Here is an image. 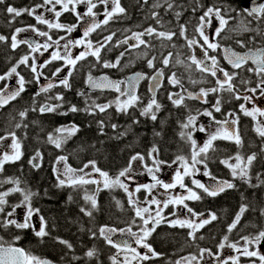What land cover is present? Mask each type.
<instances>
[{
  "label": "flooded vegetation",
  "instance_id": "af4514ba",
  "mask_svg": "<svg viewBox=\"0 0 264 264\" xmlns=\"http://www.w3.org/2000/svg\"><path fill=\"white\" fill-rule=\"evenodd\" d=\"M190 0H169L174 4L173 9H167L166 0H148L145 4L144 0H120V4L125 8L124 14H118L113 20H111L107 25L101 24V27L92 32L88 37L89 40L93 42V47L97 43H102L105 46L101 49L100 62H97V59L91 55L87 56L84 60H80L75 65V68L71 66H65L63 60L52 61L43 69H38L42 72L43 75L37 79L34 78V74L31 72L29 67L20 65L17 68V72L22 75L25 80L28 82L25 84V91L21 93L19 97L15 100L9 102L3 108H0V111L5 112V116L8 120L9 127L1 133L0 136L6 135L8 132H15L18 139L23 142L22 136L24 135V127L22 122L17 120L16 117L21 111L31 112L40 114H52V116L61 119V122H58L50 127L49 133L54 137H61L62 135L56 130L59 128H70L72 125L78 126L79 122L83 120L86 121L85 124L91 126L96 124L100 132L104 131V127L108 124L110 125L107 130V134L110 132H115L116 129L123 131L126 130L127 136L123 137L132 139L135 138V134L138 132H144L154 134L153 138L147 140V138H142L136 142L146 143L144 146L139 147H128L127 153L124 154V161L121 164L114 163L105 167L100 163V156L97 154H91L90 152L79 150L78 145L79 141L77 139L76 132L74 135L68 137L63 143L61 148H56L54 144L46 139L47 151L42 150V161L41 167L39 169L32 168L29 164V160L35 155V151L31 154L22 155L21 159L15 162L6 163L4 165V171L0 172V181H4L8 178L19 179L20 188L25 190H30L35 193L31 198V204L33 208L40 210L38 215L33 216L32 223L36 230L39 229L40 219L42 215L47 222V230L49 235L43 238L36 237L32 228L29 229H16L15 227H9L7 229L0 228V238L7 244H12L14 247L23 248L26 252H29L31 255L38 257L39 259L49 261L50 264H111L110 257L116 254V249L108 245L105 240L99 234V228L101 226H110L116 227L118 229H127L132 228L133 232L140 234L143 223L139 217L135 216V210L132 205L128 203V195L123 191V189L113 187L106 189L103 187L102 179L98 173L93 172L91 167L84 169L85 172L91 173L92 179L101 181L99 184H87V185H78V186H69L65 185L63 187L58 186L57 174L53 172V167L56 166L59 169L61 174L64 173V164L61 162L59 165L56 164V159L59 156L67 157V164L74 170H79L84 168V165L89 161H96V165L102 171H105L109 174L110 177H116L118 173L128 166L130 158L140 153L145 156V161L136 160L133 162L132 170L128 173L132 177L131 180L124 179L121 177V180L124 183L128 184L130 190L135 189L137 185L141 184H153L151 176L145 168V164L149 167H152V160L148 158V153L153 146H156L159 150L158 159L167 161L171 165L169 167L167 164L162 166V171L156 173V175L163 180L164 182H172L175 171L180 167V163H172L177 156H184L186 159H191V144L187 141L186 138H181L180 132V123L186 120V117L189 113V110L192 111V114H196V110H203L205 108L211 109L212 105L215 103L217 97L219 96L222 99L221 112L215 113L214 116L217 120H224L226 115L229 112H234L236 116L239 117L238 124L235 126L242 139V146H237L233 141L217 139L214 141L213 149L208 152V171L211 173V176H204V166L197 165L199 169L193 176H188L184 178V183L187 188H191L196 191L202 198L200 200H187L185 203L188 207H191L196 213H203V217H192L187 213V209L182 205H169L168 208H164L162 215L166 218L165 222H162L156 226V230L148 238V242L154 248V250L159 253V255L149 261H144L142 264H176L177 261H181V264H187V261L183 258L190 257L195 254L199 256V249L207 248L211 249L213 253L219 252L223 258L229 256H236L238 253L233 251L229 247L224 249H218L219 243L223 240L224 236H228V243L238 242L239 246H243L242 236H255L259 231L264 230V215H261V210L264 209V184H261L257 179V174L260 175V179L263 180L264 174V138H261L255 131V126L257 121H254L251 117L245 116L239 110V105L245 103L243 100H236L228 92L223 93H213L207 97L208 103H202L199 100L186 99L185 104L187 107H175L168 99V94L180 92L185 94L179 86H173L168 83L167 77L172 73L181 79L183 88L187 89L188 92L198 93L201 88H211L215 87V78L210 75L200 73V72H176L168 71L167 68L161 62L162 56H167L169 52L173 53L172 63L176 60V55L179 54L180 59L185 60L187 63V58L192 54L186 46V41L184 38L179 36V25L185 24L187 26V36L189 38L199 37L195 34V26L198 24V18L203 13V9L200 8L197 11L193 12V7H196V1L190 7L188 2ZM201 4L208 6L213 3L218 5H223L225 8L235 9L231 13L232 16L236 19L231 20L228 26V29L225 32L221 33V38L219 43L221 46L230 47L236 52L244 53L247 51V48H241L236 41L242 40L248 44V48L264 46V37L258 35L255 31L249 32H235L232 31L239 22L241 21L240 16L237 15L247 4L249 0H202ZM43 0H4V4H0V35L6 37L5 41H0V75L6 74L14 65L17 64L19 59L25 54H29L30 57H34L37 64H42L44 61L49 60L51 53L53 51H60L61 55H67L63 45L66 43V40H60V47L57 48L55 45L49 48L47 51H44L42 48L39 52L31 53L28 44H20L15 50L11 47V36L15 32L16 28H26L28 25H35L41 31H47L53 37L54 40L58 39L61 36H65L68 40H76L83 36V31L88 24L83 22L80 23L77 30L73 31L71 34H67L65 31L48 29L47 25L37 24L34 16H28L23 14L21 17H17L15 21H12L11 16L6 12L7 6H13L18 9L21 8H31L37 4H42ZM159 4L160 7H153V5ZM185 5V8H184ZM45 6L38 8L36 14H43L45 18L50 21L55 22V17L52 13L47 12ZM111 9L112 4L109 2L107 5ZM105 6L98 4L97 8L94 11L97 13L96 20L102 21L104 16ZM59 10V6H57ZM77 10L81 13L86 11L85 5H78ZM158 13L157 18H153L152 13ZM181 12L179 20H177L175 13ZM159 19L162 23H157ZM238 19V20H237ZM251 19V18H249ZM11 21V22H10ZM59 22L71 25L77 24L76 16L72 12H65L59 18ZM255 24H251L252 28H256V21H252ZM218 25V21H213V29ZM153 27L157 31H174L177 33L173 37L172 41H166L156 38L153 36H144V39L150 47H145L140 45L139 47H130V45L135 44L136 41L130 39L133 33L143 32L146 28ZM259 27L264 30V24L259 25ZM208 31H211L209 29ZM113 35L111 41H105V37ZM230 37V38H225ZM128 38V43L123 44L121 41ZM18 40H27L29 42H37L43 44L49 42L45 37H40L33 33L31 30L24 31L18 35ZM202 43V41H200ZM50 43V42H49ZM175 45V46H173ZM196 52L198 48H195ZM85 51L83 45L71 47L70 54L74 58L76 55H79L80 52ZM201 53V51L199 50ZM41 53H43L41 55ZM121 53H124L121 56ZM202 54V53H201ZM181 57V56H184ZM210 55H216L220 66L224 67L226 70L233 71L231 66L223 60L220 50L213 53L210 52ZM153 56L156 57L155 68L163 69L164 76L161 78L160 83L161 87L155 91V97L157 101L161 104V109L157 113V120L152 121L150 116H142V109L149 103L150 99L153 96L151 92V77L155 75L154 69H150L147 66V60L151 59ZM119 57L120 63L116 68H105L103 63L105 61L110 63H115ZM210 63V62H209ZM31 64V59L29 60ZM247 66H252L251 62H248ZM57 68H62L63 70L58 74V76H53V72ZM72 71V75L68 76V72ZM240 71V75L237 77L235 83L241 89L242 94L251 95V93H244V85L240 84L241 79H251L252 83L249 85L255 87L257 78L252 74L246 71ZM136 73H142L146 78L138 85L136 95L139 97V101L133 106H130L126 111L117 110V100L123 102L128 99V95H121V92H91L87 90L88 77L106 75L109 79H115L117 81H123L120 85L121 91L126 89V81L129 77L135 75ZM67 77L69 79V88H65L60 85L59 80ZM11 78V80H10ZM222 78V75H221ZM18 77L13 75L12 77L6 78L3 81H0V89H7L8 87L18 88L17 84ZM195 80L198 83L193 84L191 81ZM53 82L55 85L52 89L47 92H40L41 86L44 87L46 83ZM7 86V88H5ZM39 93V95H37ZM61 95L63 97L62 101L56 100L55 97ZM110 104L111 106L106 109L105 112H99L96 105H106ZM41 105H59V107L54 112H44L39 111ZM76 106L80 111L71 112L69 109L71 106ZM255 105L264 109V97H260L257 93V99L255 100ZM246 106L251 109L253 104H246ZM35 109V110H33ZM9 114V115H8ZM20 117V116H19ZM235 118V117H230ZM264 119L262 117H257V120ZM103 122V130H101L100 122ZM134 121H136L134 123ZM17 123L21 124L20 128H16ZM203 123L209 125V118L206 116L198 117V124ZM115 124L117 127L112 128V125ZM86 126V128L88 127ZM153 125L155 127L153 128ZM217 125L211 124L208 128V133L215 132L217 130ZM80 130V126H78ZM160 135H156V133ZM208 133H201L199 131L193 132V138L197 141L198 144L202 145L204 141L208 138ZM103 134V135H102ZM165 134V136H162ZM106 140L109 141H119V138L100 133ZM167 137H171L173 142L166 143ZM3 143H0V146ZM2 149L0 148V153ZM239 153L242 157L246 159L248 155L256 153V160L253 162L251 169L249 171L250 181L248 183L244 182L239 176L234 178L232 176L231 169L225 164L221 163L222 160H228L229 163L235 164L236 161L234 157ZM27 157V158H26ZM43 167V169H42ZM182 171V169H181ZM38 174L48 173L50 176L49 185L51 188V193L58 192L62 193L65 202L74 207L75 212L78 214V224L75 226L76 230L67 239L59 237L60 234L55 230V223L53 217H46L43 214L42 207H44L43 196H40V193L36 187L32 186L29 181V173ZM78 171L74 175H81ZM213 177L215 179H213ZM32 178V177H31ZM64 178V176H61ZM196 179L204 183L207 186H210L211 183H217V181H228L235 185L232 189H226L224 192H221L215 197L208 196L201 189L195 188L192 184V180ZM258 185V186H251ZM12 183H3L0 184V192L7 191L13 187H16ZM97 188L100 190L97 191ZM260 190V207L256 211H252L250 206L246 203L247 197H253L255 192ZM234 194H239V204L238 209L234 211L231 216H220V212L216 209V201L218 200H227ZM186 189H181L177 186L174 189H170L167 192L157 185L156 188L152 190V195L157 199L164 201L169 199L171 196L176 195H187ZM85 196H94L97 201V207L92 209L91 202L85 200ZM71 197V199H69ZM149 200L152 198L148 195L146 190H141L139 193H136L133 197L137 201V206L139 207H149L152 215H155V210L157 205H149L145 198ZM228 197V198H226ZM226 198V199H225ZM8 203L4 206L5 213H0V220H3L7 212L12 211V205L18 204L22 196L20 193H12L7 198ZM119 201V204H117ZM248 205L249 213L245 212L237 224V227L233 229L232 232H228V226L235 219L236 214L239 212L241 205ZM102 205H107L111 207V218L106 219L104 217V212L102 211ZM228 206V202L225 201L222 207ZM162 207V204L160 205ZM81 208L88 209L92 212L91 216L85 215L80 211ZM217 208H221L218 206ZM26 209L24 207L18 208L15 215L12 218L23 220ZM176 215H172V213ZM209 213H214L217 216V219L211 223L205 225L203 228L199 229L196 233V239H192L188 236L190 231L189 228H181L179 226H170L166 221H171L175 219H191L196 223L199 222L200 218H208ZM225 213H227L225 211ZM147 215V214H146ZM248 223H253L257 227H248ZM148 227H151L149 224ZM57 228V227H56ZM95 232L96 236L93 237L92 233ZM19 236V240H15V237ZM200 237H203L202 239ZM59 238V239H57ZM113 239L116 241L127 240L132 247H137L134 238L124 234L117 233L113 236ZM59 240H65L72 245L71 248H68L65 244L59 243ZM72 240V241H71ZM56 246H61L58 248ZM91 249L96 250V255L92 258H88L85 253ZM138 251L143 253L145 250L138 248ZM250 250H259L264 254V241L259 245L250 246ZM56 252L55 255L50 253ZM126 253H120V260H123ZM259 264V260L255 257H240V264ZM133 264H140V262H133ZM195 264V262H193ZM201 264H217V261L213 257H209L205 254Z\"/></svg>",
  "mask_w": 264,
  "mask_h": 264
},
{
  "label": "snow or ice",
  "instance_id": "6c2138e0",
  "mask_svg": "<svg viewBox=\"0 0 264 264\" xmlns=\"http://www.w3.org/2000/svg\"><path fill=\"white\" fill-rule=\"evenodd\" d=\"M109 2L112 4L111 9L107 7ZM148 0H144L146 4ZM167 9L171 10L174 7L172 2L166 0ZM0 4H4V0H0ZM98 4L104 5V18L102 21H97L95 18L97 13L94 9L97 8ZM249 4L251 7H244L241 11L237 13L238 16L242 17L240 23L232 29L235 32H249L255 31L258 35L264 37V30H262L259 25L264 24V2L256 3L255 0H249ZM78 5H85L86 11L83 13L77 10ZM45 6H49L46 8L47 12H50L55 17V22L50 21L49 19L45 18L43 14H36V10L38 8H42ZM57 6H59V10H57ZM153 7H160L159 4L153 5ZM202 8L203 13L198 18V24L195 26V34L199 37L197 39L195 36L189 38L187 36V26L185 24L179 25V36L184 38L186 41V46L192 50V54L187 58L190 61L189 64L185 65L186 68H191L192 65L195 66V69L198 70L200 73H204L210 75L211 77L215 78V87L211 88H201L198 93L188 92L187 89L183 88V84L181 79L176 75V73H172L170 76L167 77L168 83L175 86H179L185 94H181L180 92L169 93L168 99L171 101L173 106L175 107H187L184 103L186 99L192 100H199L202 103L207 104L208 100L207 97L213 93H223L228 92L233 96L236 100H243L245 103H241L239 105V110L245 116L251 117L254 121H257L255 126V131L257 134L264 138V119L257 120V117L264 118V109L257 107L255 105V100L257 99V93L260 97H264V46L256 47L254 50L253 48H248V44L242 40H237L236 43L241 48H247L243 54L234 51L230 47L223 48L224 52V59L227 63L231 66L233 71L226 70L224 67L220 66V62L216 55H210V52H217L221 49V45L219 43V39L221 38V33L225 32L228 29L229 23L231 20L236 19V17L232 16L231 13L236 11L235 9L225 8L223 5L218 4H211L205 6L200 3V0H196V7H193V12L197 11L198 9ZM125 8L121 6L120 0H43L42 4H37L31 8H21L18 9L13 6H7L6 12L11 16L12 21H15L17 17H21L23 14H27L28 16H34L37 24H44L47 25L48 29H56L65 31L67 34H71L73 31L77 30L78 26L81 22L88 24L83 31V36L76 40H68L65 36H61L58 39L54 40L53 37L47 31H41L35 25H28L26 28H16L15 32L11 36V47L15 50L20 44H28V47L31 53L39 52L42 48L44 51H47L49 48L55 45L57 48L60 47V40H66V43L63 45V48L67 55H61L60 51H53L51 53V57L49 60L44 61L42 64H37L34 57H30L29 54H25L22 56L16 65H14L6 74L0 75V81L5 80L6 78L12 77L16 75L18 77L17 84L18 88L5 91V89H0V108H3L10 101L15 100L17 97L21 95L22 92L25 91V84L28 83L25 78L17 72V68L20 65H24L29 67L31 72L34 74V78L38 79L40 76L43 75L42 72L38 71V69H43L52 61L63 60L65 66H71V68H75V65L78 61L84 60L87 56L91 55L97 59V62H100V54L101 49L105 46L102 43H97L95 47H93V42L88 39L90 34L96 29L101 27V24L107 25L111 20H113L118 14H124ZM65 12H72L76 16L77 24L66 25L59 22V18ZM153 18L158 17V13H152ZM175 16L177 20H179L181 16V12H176ZM251 18V19H248ZM218 21V25L213 29V21ZM252 21H256L257 27L252 28L250 25ZM11 22V21H10ZM157 23H162L159 19H157ZM211 29V31H208ZM31 30L33 33L40 37H45L47 41L43 44H39L35 41L29 42L27 40H18V35L24 31ZM113 35H109L105 37V41H111ZM155 36L158 39L172 41L173 37L177 35L174 31H157V29L153 27L146 28L143 32L133 33L130 39H134L136 41L135 44L130 45V47H139L140 45H144L146 48L150 47L148 42H146L142 37L144 36ZM230 38V37H225ZM6 37L4 35H0V41H5ZM202 41V43L200 42ZM120 43L127 44L128 38L121 41ZM83 45L85 51L79 53L74 58L70 54V48L81 46ZM175 46V45H173ZM195 48H199L202 56L197 57L195 54ZM43 53H41L42 55ZM124 53H121L123 56ZM173 53L169 52L167 56H162L161 62L165 68L169 67L172 63ZM31 59V64H29V60ZM155 60L156 57L153 56L151 59L147 60V66L150 69H154L155 75L151 77V80L154 82L152 86H150V91L153 92V96L150 99L149 103L142 109L141 115L142 116H150L152 121L157 120V113L161 109V104L157 101L155 97L156 89L161 87L160 80L164 76L163 69H156L155 68ZM251 61L252 66H247L248 62ZM210 62V63H209ZM120 63L119 57L117 58L115 63H110L105 61L103 63V67L105 68H116ZM176 64H184V61L179 58V54L176 55ZM62 68H57L55 72H53V76H58V74L62 71ZM246 71L248 73H252L256 78L255 87L249 86L252 81L251 79H241L240 84L244 85L243 92L244 93H251L242 94L241 89L235 83L237 77L240 75V71ZM72 75V71L68 72V76ZM222 75V78H221ZM146 78L142 73H136L133 77H129V88L121 91L120 85L124 83L123 81L112 82L108 81L107 77H101L99 81L94 80L91 75L88 77V82L93 87H112L116 91L121 92V95H128V99L121 102L119 99L117 100V110L118 111H126L130 106H133L135 103L139 101V97L135 94V83L139 79ZM193 84L198 83V81L192 80ZM60 85L65 88H69V79L64 77L59 80ZM55 85L51 82L48 83L47 87H41L40 92H47L52 89ZM7 88V86H5ZM39 95V93H37ZM56 100L62 101L63 97L61 95H57L55 97ZM246 104H253V107L249 109ZM221 105L222 99L218 96L215 103L212 105L211 109L205 108L202 111L196 110V114H192V111L189 110V113L186 117V120L180 123V136L181 138H186L187 141L191 144V159L190 162L184 156H177L176 159L172 163L179 162L180 167H178L175 171L173 176L172 182H164L161 180L156 173L162 171V166L168 165L167 161H163L158 159L159 150L156 146H153L148 153V158L152 160V167H149L145 164V168L149 175L151 176L153 184H141L137 185L133 190H130L128 184L124 183L121 180V177H125L126 179L131 180L132 177L128 175V173L132 170L133 162L136 160L145 161V156L137 153L133 155L128 163V166L122 169L116 177H110L109 174L105 171H102L100 168L97 167L96 161L92 160L89 161L84 165V168L79 170H74L67 164V157L59 156L56 159V164L59 165L61 162L64 164V173L61 174L59 169L54 166L53 172L57 174L58 179V186L63 187L66 184L69 186H78V185H87V184H99L101 181L96 179H92L91 173L85 172L84 169L91 167L93 172L99 174L102 179L103 187L106 189H110L113 187H119L123 189V191L128 195V203L134 207L135 216L139 217L143 223V227L141 228L140 234L132 231V228L129 227L127 229H118L116 227L110 226H101L99 228L100 236L105 240V242L110 245L112 248L116 249V254L110 257L111 264H133V262H142L149 261L159 255L151 244L148 242V238L152 235V233L156 230V226L165 222L166 218L162 215V211L164 208H168L171 205H182L184 208L187 209V213L190 214L192 217H203V213H196L191 207L185 203L187 200H200L202 197L193 189L187 188L184 183V178L188 176H193L196 172L199 171L197 165L204 166V176H211V173L208 171L207 159H208V152L209 150L213 149L214 141L217 139H224L233 141L238 147L242 146V139L239 134L238 129L235 127L238 124L239 117L236 116L234 112H229L226 115L224 120H217L214 116L215 113L221 112ZM110 104L106 105H96L95 107L98 108L99 112L103 113L106 111ZM59 107V105H41L39 107V111L41 113L44 112H54ZM35 110V109H33ZM71 112H78L76 106H71L69 109ZM27 112L21 111L19 116L21 118L26 117ZM206 116L209 118L210 124L205 125L203 123L198 124V117ZM230 117H235L231 118ZM136 121H134L135 123ZM211 124L217 125V130L212 133H208V128ZM101 130H103V122H100ZM16 128H20L21 124L17 123L15 125ZM27 127V125H24ZM117 125L113 124L112 128L115 129ZM58 133L66 134L62 135L61 137H54L52 134H49L48 141L55 145L56 148H61L62 143L70 136L74 135L76 132L79 131L78 126L72 125L70 128H59L56 130ZM199 131L201 133H208V138L204 141L202 145L198 144L197 141L193 138V132ZM126 133H121L120 135H125ZM156 135H160V133H156ZM11 138V151H4L0 153V172L4 171V165L6 163L15 162L21 159L23 152H22V144L21 141L18 139L15 132H8L4 136H0V143L4 140ZM264 151V148H262ZM257 156L256 153L248 155L246 159L242 157L239 153L236 154L234 157L236 163L232 164L229 163L228 160H222L221 163L225 164L227 167L231 169L232 176L236 178L239 176L244 182L248 183L250 181L249 171L253 162L256 160ZM42 161V154L39 150L36 151L35 155L29 160V164L32 168L39 169L41 167ZM182 169V171H181ZM82 173L81 175H74L75 172ZM64 176V178H61ZM213 179H215L213 177ZM257 179L260 181L261 184H264V180L260 179V175L257 174ZM3 183H12L17 185L7 191L0 192V213H5V205L8 203L7 197L12 193H20L22 196L21 201L18 204L12 205V211L7 212L6 216L3 220H0V228H9L15 227L16 229H29L32 228L36 237L43 238L48 236L50 233L47 230V222L45 218L41 215L40 219V226L39 229L36 230L32 220L34 215H38L40 210L37 208H33L31 204V198L35 195V193L31 192L30 190H25L20 188L18 185L21 183L19 179L8 178L4 181H0V184ZM192 184L195 188L201 189L205 194L211 197H215L219 195L221 192H224L226 189H232L235 185L228 181H217L214 186H207L204 183L200 182L199 180L193 179ZM161 186L165 192L170 189H174L179 186L181 189H186L187 195H176L171 196L169 199L161 201L157 199L155 196L152 195V190L156 188V186ZM253 187L258 185H251ZM146 190L148 195L152 198L149 200L147 197L145 198L146 202L149 205H157L155 210V215H152L149 207H139L137 206V201L133 199L136 193H139L141 190ZM100 189L97 188V191ZM71 199V197H69ZM85 200L91 202L92 209L97 207V201L94 196H85ZM119 204V201H117ZM162 204V207L160 205ZM24 207L26 209L25 214L23 216V220H18L12 218L16 210L18 208ZM248 210V205H241L239 212L236 214L235 219L233 222L228 226V232H232L233 229L237 227L241 216ZM81 212H83L87 216H91L92 212L88 209L81 208ZM147 214V215H146ZM172 215H176V213H172ZM261 215H264V209L261 210ZM217 216L214 213H209L208 218H200L199 222L196 223L191 219H175L171 221H166L170 224V226H179L181 228L187 227L190 229L188 236L192 239H196L195 233L203 228L205 225L211 223L212 221L216 220ZM151 224V227H148ZM134 238V242L137 247H132L131 244L127 240L116 241L113 239V236L117 233L124 234ZM92 236L95 237L96 233L93 232ZM201 239L203 237H200ZM20 237L16 236L15 240H19ZM59 239V238H57ZM241 239L243 240V246H239L238 242L235 243H228V236H224L223 240L219 243L218 249L222 250L225 247L231 248L233 251L238 253L236 256H229L227 258H223L219 252L213 253L211 249L201 248L199 249V256L193 254L190 257L183 258L187 261V264H201L203 261L205 254L209 257H213L217 264H240V257H255L259 260V264H264V254H262L259 250H250V246L252 245H259L262 241H264V230L258 232L255 236H242ZM59 243L65 244L68 248H71L72 245L65 240H59ZM138 248H142L145 251L141 253L138 251ZM124 252L126 255L124 256L123 260H120L119 256L120 253ZM88 258H92L96 255V250L91 249L85 253ZM0 264H50L49 261L39 259L38 257L31 255L29 252H26L23 248L14 247L12 244H7L5 246V242L2 238H0ZM176 264H181V261H177ZM255 264V261H253Z\"/></svg>",
  "mask_w": 264,
  "mask_h": 264
},
{
  "label": "trees",
  "instance_id": "16d2710c",
  "mask_svg": "<svg viewBox=\"0 0 264 264\" xmlns=\"http://www.w3.org/2000/svg\"><path fill=\"white\" fill-rule=\"evenodd\" d=\"M196 0H190L188 2L189 7L194 4ZM202 3L203 1L200 0ZM185 8V5H184ZM242 19V18H241ZM249 19V18H248ZM238 20V19H237ZM240 23V22H239ZM252 24H255L252 22ZM257 24V23H256ZM1 54V53H0ZM185 63L181 64L182 67H185ZM51 114H40L37 113H31L27 112L26 117L21 118L19 115L16 117L17 120L22 122V126L27 125V127H24V135L22 136L23 142L22 144V152L24 155L31 154L35 151L37 148L39 151L46 150L47 151V137L49 136V130L50 127L54 124L61 122V119H58ZM9 115V114H8ZM86 121H82L78 123V126H80V130L77 134V139L79 141L78 149L90 152L91 154H97L100 156V163H102L105 167L112 165L114 163L121 164L124 161V157L127 153V148L131 146L139 147L144 146L146 143H138L136 141L141 140L142 138H153L154 134H148L144 132H138L135 134V138L132 139L126 138L125 140L123 137L127 136L120 135L121 133H126V130L120 131L116 129L115 132H110L111 134H107V130L110 128V125H106L104 127V131L100 132L99 128L96 126L95 122L91 126L88 124H85ZM88 127L86 128V126ZM9 127L8 120L5 116L4 111H0V135L3 131H5ZM155 125H153V128ZM7 131V130H6ZM100 133H104L106 135H111L114 137L119 138V141H109L106 140L105 137L100 135ZM162 136H165V134H162ZM20 139V138H19ZM171 143L173 140L171 137H167L166 143ZM37 151V150H36ZM35 151V152H36ZM27 158V157H26ZM264 167V166H263ZM43 169V167H42ZM264 169V168H263ZM32 177V178H31ZM29 181L31 179L33 180V184L30 183L32 186L36 187L38 192L40 193V196H43L44 200V207H42L43 214L46 217H53L54 223H55V230L60 234L59 237L71 239L69 237L73 232L76 230V225L78 224V214L75 212L74 207L68 205L65 202V198L62 193L53 192L51 193V188L49 185L50 176L48 173H41L33 174L29 173ZM263 180H264V174H263ZM260 190H257V193L255 192L254 196L248 198L247 197V204L250 206V209L252 208V211H256L257 208L260 207V198L259 193ZM228 198V197H226ZM225 198V199H226ZM225 201L228 202V206L222 207L223 203ZM239 204V194L232 193V196L228 198L227 200H218L216 201V209L220 212V216H231L234 211L238 209ZM220 206L221 208H217ZM102 211L104 212L105 220L107 218H111V207L107 205H102ZM225 211L227 213H225ZM249 213V210H247ZM246 212V213H247ZM109 220V219H107ZM248 227H257V225L253 223H248ZM69 237V238H68ZM69 239V240H70ZM72 241V240H71ZM58 248H61V246H56ZM56 252L50 253L51 255H55Z\"/></svg>",
  "mask_w": 264,
  "mask_h": 264
},
{
  "label": "water",
  "instance_id": "95a60500",
  "mask_svg": "<svg viewBox=\"0 0 264 264\" xmlns=\"http://www.w3.org/2000/svg\"><path fill=\"white\" fill-rule=\"evenodd\" d=\"M256 3H261V2H264V0H255ZM246 7V6H245ZM247 7H251V5L248 3ZM222 55H223V58H224V52H223V48H222ZM225 60V59H224ZM225 62L227 63V61L225 60ZM251 62V61H249ZM228 64V63H227ZM134 76V75H133ZM131 76V77H133ZM101 77H106L104 75L102 76H98V77H93L94 80H97L99 81ZM108 81H112V82H117L116 80H110L107 78ZM143 81V79H139L138 81H136L135 83V94L137 92V88H138V85ZM53 83V82H51ZM154 84V82L151 80V86ZM48 83H46L44 85V87H47ZM43 87V86H42ZM129 88V78L128 80L126 81V89ZM15 88L14 87H8L5 91H11V90H14ZM87 90L88 91H91V92H105V91H112V92H116V90L112 87H93L89 82H88V86H87ZM157 90V89H156ZM11 102V101H10ZM210 184V187L211 186H214L216 183H209Z\"/></svg>",
  "mask_w": 264,
  "mask_h": 264
},
{
  "label": "rangeland",
  "instance_id": "374dc122",
  "mask_svg": "<svg viewBox=\"0 0 264 264\" xmlns=\"http://www.w3.org/2000/svg\"><path fill=\"white\" fill-rule=\"evenodd\" d=\"M199 50L200 49L198 48V50L196 52V49H195V54L197 55V57H201L202 56V54L199 52ZM10 80H11V78H10ZM2 143H3V145L0 146V148L2 149L1 151L2 152H4V151H9L10 152L11 151V148H10L11 138H8V139L4 140ZM124 179H126V178H124Z\"/></svg>",
  "mask_w": 264,
  "mask_h": 264
}]
</instances>
